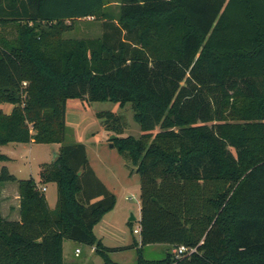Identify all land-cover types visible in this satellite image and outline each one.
<instances>
[{
    "label": "trees",
    "instance_id": "1",
    "mask_svg": "<svg viewBox=\"0 0 264 264\" xmlns=\"http://www.w3.org/2000/svg\"><path fill=\"white\" fill-rule=\"evenodd\" d=\"M87 18L98 35L67 36ZM74 98L130 104L140 126L111 138L139 177V242L105 246L93 231L116 196L85 145L65 142ZM4 103L0 145L59 147L39 169L53 209L33 178L0 167L19 198L18 219L0 212V264H81L64 261L65 239L100 264L138 245L134 264H264V0H0ZM96 115L122 132L114 112ZM156 243L165 256L145 259ZM180 245L196 250L176 258Z\"/></svg>",
    "mask_w": 264,
    "mask_h": 264
},
{
    "label": "rangeland",
    "instance_id": "2",
    "mask_svg": "<svg viewBox=\"0 0 264 264\" xmlns=\"http://www.w3.org/2000/svg\"><path fill=\"white\" fill-rule=\"evenodd\" d=\"M114 4V3H112ZM113 6V5H112ZM87 18L78 24V28L67 34V36L82 37L95 36L100 32L98 23H93ZM5 111L12 107L10 104L0 105ZM100 111H112L119 117L118 126L122 132L108 130L102 119L97 117ZM67 133L65 142H82L86 147L87 158L95 169L99 178L105 186L115 194L116 205L114 215L111 217L114 231L109 230L104 236L110 245H122L125 236L139 242V234L132 233L139 226L140 202H139V177L127 153H120L113 146L111 138L117 136L132 135L138 137L141 134L139 124L134 120L130 104L121 107L111 101H88L85 99H70L67 104ZM59 144L56 143H19L9 142L0 145V153L7 154L9 160L0 162V167L6 165L10 173L17 179L33 178L39 181L40 164L53 161ZM44 193L49 201L51 209L55 206L57 188L54 182L42 184ZM9 185L8 198L5 193L0 196V212L6 218H17L16 190ZM2 191V190H1ZM6 192V193H7ZM1 195V194H0ZM134 219L130 220V216ZM110 218V215H107ZM98 232V230H97ZM139 246V245H138ZM128 248L110 254L111 259L117 264H134L137 260L136 247ZM79 247V256L74 255V248ZM63 256L66 261L96 263V253L89 247L78 245L76 242L65 239L63 245ZM143 257L147 260L161 259L166 254L163 244H149L143 247ZM88 261V262H86ZM102 261V260H100Z\"/></svg>",
    "mask_w": 264,
    "mask_h": 264
},
{
    "label": "crops",
    "instance_id": "3",
    "mask_svg": "<svg viewBox=\"0 0 264 264\" xmlns=\"http://www.w3.org/2000/svg\"><path fill=\"white\" fill-rule=\"evenodd\" d=\"M10 111V110H9ZM65 118H66V122H67V118H68V112L66 111V116H65ZM31 143V142H30ZM57 144V143H56ZM59 147V146H58ZM57 152H58V150L56 151V152H54V154H57ZM5 155H7V154H5ZM8 156V155H7ZM8 158H9V156H8ZM9 160V159H8ZM88 161H89V159H88ZM89 164H90V166L92 167V165H91V163H90V161H89ZM92 169L94 170V172L96 173V171H95V169L92 167ZM96 175H97V173H96ZM98 176V175H97ZM98 178H99V176H98ZM100 179V178H99ZM101 180V179H100ZM102 181V180H101ZM37 182V181H36ZM103 182V181H102ZM37 184L39 185V187L43 190V192H44V187H43V185L42 184H40L39 183V181L37 182ZM9 185H13L12 187L13 188H15V190H16V195H15V198L17 199V202H18V204H17V213H18V206H19V198H18V192H17V184L15 183V182H6V183H1L0 184V196H3V193H5L4 195H5V197H6V199L8 200V199H10V198H8L9 196H8V189H9ZM2 190V191H1ZM5 190H7L6 192H5ZM44 195H45V193H44ZM45 197H46V195H45ZM46 200H47V203H48V206H49V201H48V199H47V197H46ZM0 202H1V200H0ZM56 202V201H55ZM117 202V201H116ZM140 202V201H139ZM116 205V204H115ZM50 207V206H49ZM114 209H115V206H114V208L111 210V211H109L108 213H106L103 217H102V219L94 226V228H93V231H94V233H95V235L102 241V243L105 245V246H110V247H113V246H125V245H130V244H134L135 243V238H134V236H132L131 238H128V236H125L124 237V241L123 242H125V243H123L122 245H110L109 243H107V241H105V237L104 236H106V235H108L107 233L109 232V230H111V231H114L115 230V228H114V226H113V222H112V216L114 215ZM107 215H110V218H107L108 216ZM19 218V213H18V216H17V218H15V219H18ZM8 219H14V218H8ZM138 229H139V226L137 227ZM97 230H98V232H97ZM134 230V229H133ZM133 230H132V233H134L133 232ZM134 234H139V232L138 233H134ZM63 245H64V242H63ZM165 246V245H164ZM166 247V246H165ZM76 248V247H75ZM75 248H74V250H75ZM89 249H90V251L92 252V250L94 251V248L93 247H89ZM63 252H64V250H63ZM75 252V251H74ZM111 254V253H110ZM75 255V254H74ZM76 256V255H75ZM95 258H96V263L97 264H100L102 261H100L101 260V258L99 257V256H95ZM64 261L65 262H77V261H73V260H68V261H66L65 259H64ZM86 262H88V261H86ZM78 263H81V264H83V262H78Z\"/></svg>",
    "mask_w": 264,
    "mask_h": 264
},
{
    "label": "built area",
    "instance_id": "4",
    "mask_svg": "<svg viewBox=\"0 0 264 264\" xmlns=\"http://www.w3.org/2000/svg\"><path fill=\"white\" fill-rule=\"evenodd\" d=\"M133 232L134 233H138L139 232V229L136 228V229L133 230ZM195 250H196L195 248H187L184 245H180V246H177L174 249H172V252H173V254H174V256L176 258H181L182 256H184V254L189 255V254L193 253ZM79 253H80V249L79 248H75L74 254L76 256H78Z\"/></svg>",
    "mask_w": 264,
    "mask_h": 264
},
{
    "label": "water",
    "instance_id": "5",
    "mask_svg": "<svg viewBox=\"0 0 264 264\" xmlns=\"http://www.w3.org/2000/svg\"><path fill=\"white\" fill-rule=\"evenodd\" d=\"M56 159H57V154L55 155L53 161H55ZM132 219H134V217L131 215V216H130V220H132Z\"/></svg>",
    "mask_w": 264,
    "mask_h": 264
}]
</instances>
